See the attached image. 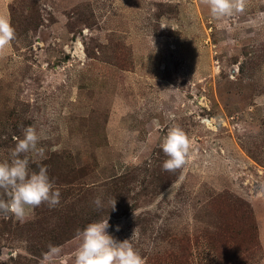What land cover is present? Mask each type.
<instances>
[{
	"label": "rangeland",
	"instance_id": "374dc122",
	"mask_svg": "<svg viewBox=\"0 0 264 264\" xmlns=\"http://www.w3.org/2000/svg\"><path fill=\"white\" fill-rule=\"evenodd\" d=\"M0 15L16 30L0 162L32 126L46 158L29 169L60 191L25 222L0 213V264H45L49 244L74 264L77 232L106 216L146 264H264V0L222 19L202 0H0ZM173 126L192 147L168 172Z\"/></svg>",
	"mask_w": 264,
	"mask_h": 264
},
{
	"label": "clouds",
	"instance_id": "9594fccd",
	"mask_svg": "<svg viewBox=\"0 0 264 264\" xmlns=\"http://www.w3.org/2000/svg\"><path fill=\"white\" fill-rule=\"evenodd\" d=\"M210 10L214 19L231 17L245 11L247 0H202ZM163 27V26H162ZM16 39V30L9 17L0 15V56ZM44 138L38 135L34 127L23 128V137L17 142L10 153V161L0 162V213L11 214L18 221L25 222L30 216L34 218L35 208L42 204L56 207L60 202V191L54 188L49 177L47 166L40 165L38 171H30L29 159L26 154L35 151L42 159L46 158L42 148L37 149L38 142ZM192 147L190 138L179 126L171 127L165 136L161 149L167 159L162 168L168 172L182 169L187 163V157ZM96 211L103 209L99 196L93 200ZM112 211H116V201H110ZM109 217L94 220L77 232L79 245L74 253V264H146L141 253L129 239L117 240L107 230ZM119 231L120 226H115ZM62 248L49 244L43 255L45 264H55V258L60 256Z\"/></svg>",
	"mask_w": 264,
	"mask_h": 264
}]
</instances>
